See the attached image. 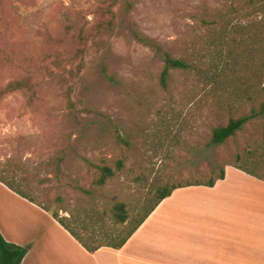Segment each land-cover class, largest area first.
<instances>
[{
	"label": "rangeland",
	"instance_id": "rangeland-1",
	"mask_svg": "<svg viewBox=\"0 0 264 264\" xmlns=\"http://www.w3.org/2000/svg\"><path fill=\"white\" fill-rule=\"evenodd\" d=\"M128 2L110 13L112 0H0V174L105 229L124 203L123 233L164 187L207 183L226 165L264 179V0ZM132 27L192 69L164 88L162 59ZM23 76L31 91H5ZM239 118L234 136L211 143ZM102 166L114 176L99 186ZM11 191L0 182V216L26 219Z\"/></svg>",
	"mask_w": 264,
	"mask_h": 264
},
{
	"label": "crops",
	"instance_id": "crops-1",
	"mask_svg": "<svg viewBox=\"0 0 264 264\" xmlns=\"http://www.w3.org/2000/svg\"><path fill=\"white\" fill-rule=\"evenodd\" d=\"M224 172L213 187L175 189L120 249L88 252L48 212L13 191L28 216H0V232L27 248L22 264H264V180L236 165Z\"/></svg>",
	"mask_w": 264,
	"mask_h": 264
},
{
	"label": "trees",
	"instance_id": "trees-1",
	"mask_svg": "<svg viewBox=\"0 0 264 264\" xmlns=\"http://www.w3.org/2000/svg\"><path fill=\"white\" fill-rule=\"evenodd\" d=\"M119 1L126 4V10L129 12L132 4L128 0H112L111 5L108 7V11L111 13L110 8L115 6ZM107 23H103L99 28L109 27ZM107 24V25H106ZM132 35L136 41L142 45L149 47L155 51V53L162 59L164 68L161 72L160 84L166 88L169 84V78L172 71H188L192 69L191 64L183 59L173 58L170 53L164 50L158 42L143 36L133 27L131 28ZM82 46H85L83 39H80ZM58 58V57H57ZM34 88L33 78L31 76H23L19 79L12 81L6 88V92H16V91H31ZM264 107V105H263ZM264 112V111H263ZM246 118H239L230 120L226 126L216 127L212 131L211 143L213 145H218L224 143L228 138L234 136L238 130H240L243 124L246 122ZM121 165V164H120ZM244 172L255 176L259 179L264 180L262 177L256 173L243 168L238 167ZM100 172L96 183L99 186H104L109 178L114 176V171L108 166L97 167ZM225 177L224 169L221 171L220 176L217 179L210 180L207 183H188L185 185H173L171 187H164L159 190V196L155 203L148 209L145 214L136 219L135 225L126 233L121 230L123 225H126L131 220V217L127 211L126 204L116 203L112 208V217L114 219L113 225L109 228L101 227L100 218L91 217L88 213H83L81 215H71L61 216L58 212L51 211L38 203L30 197L26 191H24L15 180H10L5 177V175L0 174V182L7 186L10 190L23 197L24 199L40 206L46 212H48L57 222L60 223L88 252L94 253L100 248L109 247L114 249L122 248L126 242L131 238L134 232L144 223L148 216L154 211V209L162 202L166 197L170 196L172 192L180 187H187L193 185H205L208 187H213L218 180H222ZM83 192L87 191L85 189H80ZM67 213V210H63ZM102 225V224H101ZM27 254V248L18 246L16 244L8 242L5 237L0 232V264H22L23 259Z\"/></svg>",
	"mask_w": 264,
	"mask_h": 264
}]
</instances>
